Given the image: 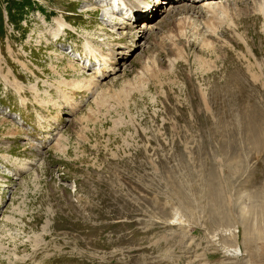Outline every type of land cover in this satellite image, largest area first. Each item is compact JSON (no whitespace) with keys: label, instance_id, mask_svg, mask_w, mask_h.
Listing matches in <instances>:
<instances>
[{"label":"rangeland","instance_id":"374dc122","mask_svg":"<svg viewBox=\"0 0 264 264\" xmlns=\"http://www.w3.org/2000/svg\"><path fill=\"white\" fill-rule=\"evenodd\" d=\"M116 1L0 0V264H264V0Z\"/></svg>","mask_w":264,"mask_h":264},{"label":"bare ground","instance_id":"6f19581e","mask_svg":"<svg viewBox=\"0 0 264 264\" xmlns=\"http://www.w3.org/2000/svg\"><path fill=\"white\" fill-rule=\"evenodd\" d=\"M120 1V3H121V5L122 6H126V8L128 7L127 6V4H126V1L125 0H119ZM131 1V4L129 5V8L131 9H134V6H131V5H133V4H140V6L136 9L135 8V10L137 11V12H134L133 11V18L135 17L136 19H140V20H145V21H147L149 18H151L152 16H154L155 14H157L158 12H159V10H158V8L160 7L159 5L161 4V3H166L167 1L166 0H157V4H156V7H153V5L154 4H152L151 3V6H150V10L149 11H145V10H147V9H144V8H141L142 6H145V4H143L142 2H143V0H139L140 2H138L137 0H130ZM134 1V2H133ZM142 1V2H141ZM156 1V0H155ZM179 2H181V4L180 5H175V8H174V6H170L171 7V9H170V11H171V13L173 14L174 12H175V10H179L180 11V9H184V10H188V11H191V12H195V9H194V6H192V5H188L189 3H192V4H196L197 2H202L201 4H202V6L204 7V8H206L208 11H210V10H213L214 8L216 9V6L218 7V6H226V5H228V4H234V3H236L235 1H239V0H224V2H219V1H217V0H178ZM246 1H258V2H262L263 0H246ZM118 2V1H117ZM186 2H188V4L186 3ZM119 3V2H118ZM150 3V2H149ZM185 3V4H184ZM264 3V2H263ZM173 9V10H172ZM175 9V10H174ZM192 10H194V11H192ZM169 11V12H170ZM168 12V11H167ZM135 15V16H134ZM140 16V17H139ZM59 22H60V19L59 20H57L56 21V24H59ZM63 25V24H62ZM62 25H59V27L60 28H62ZM128 27H131L130 25L128 26ZM59 28V29H60ZM64 28H66V27H64ZM143 28H147V26L144 24L143 25ZM116 54V55H115ZM120 53H115V52H112L111 53V58H114L115 59V56H117V55H119ZM120 55H122V54H120ZM110 58V59H111ZM106 60V59H105ZM108 61V60H107ZM105 65H106V63H105ZM104 65V66H105ZM107 69H108V67H104L103 69H102V71L100 70L99 72H97L98 74H102L101 72H103L104 70H106L107 71ZM96 73V72H95ZM107 73V72H106ZM107 74H109V73H107ZM97 78H99V77H97ZM102 78V77H101Z\"/></svg>","mask_w":264,"mask_h":264}]
</instances>
